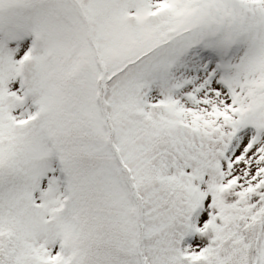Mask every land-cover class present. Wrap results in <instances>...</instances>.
Here are the masks:
<instances>
[{
  "label": "snow or ice",
  "instance_id": "obj_1",
  "mask_svg": "<svg viewBox=\"0 0 264 264\" xmlns=\"http://www.w3.org/2000/svg\"><path fill=\"white\" fill-rule=\"evenodd\" d=\"M0 264H264V0H0Z\"/></svg>",
  "mask_w": 264,
  "mask_h": 264
}]
</instances>
